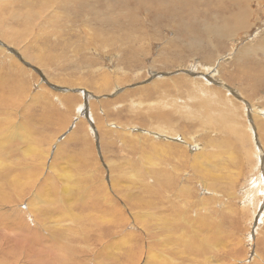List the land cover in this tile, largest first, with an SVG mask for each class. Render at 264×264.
I'll list each match as a JSON object with an SVG mask.
<instances>
[{
	"label": "rangeland",
	"instance_id": "374dc122",
	"mask_svg": "<svg viewBox=\"0 0 264 264\" xmlns=\"http://www.w3.org/2000/svg\"><path fill=\"white\" fill-rule=\"evenodd\" d=\"M252 1L250 20L221 42L204 27L224 0H0V98L12 94L0 107V200L12 199L0 205V243L32 232L50 244L128 218L102 262L129 264L130 245L145 241L135 264H198L178 241L180 225L195 234L174 217L181 201L173 214L159 199L171 181L166 197L183 188L212 219L193 240L238 239V264H252L264 237V51L240 55L264 36V4ZM129 19L124 32L110 27ZM154 137L181 146H150ZM155 213L180 225L158 231Z\"/></svg>",
	"mask_w": 264,
	"mask_h": 264
},
{
	"label": "bare ground",
	"instance_id": "6f19581e",
	"mask_svg": "<svg viewBox=\"0 0 264 264\" xmlns=\"http://www.w3.org/2000/svg\"><path fill=\"white\" fill-rule=\"evenodd\" d=\"M222 1L223 0H221V2ZM252 2H253L252 0H224V2H222L220 5H218L216 7V10L217 11L214 10L215 11V14H211L212 16H210V18H208L210 20L215 21V22H212V23H215V25H213V24H207L204 27V30H205L206 34L208 35V37H210V38H212L214 36L221 37L220 38V41L223 42L222 41V37H233L235 34H237L236 33V29L238 28V23L241 22V21H244V20H250L251 13H253V4H252ZM258 3L264 4V0H258ZM162 12H164V11H162ZM166 12H168V11L166 10ZM205 15H207V14H205ZM38 18H39V15H38ZM112 20H114V19H112ZM111 21H108L107 19H105V20L102 21V23L105 25V24H107V23H109ZM133 21L134 20H130V19L127 20V22L118 21L117 26H110V27L111 28H116V29L118 28L122 32L123 31V25L125 23H132ZM228 21H230L233 24L232 29H230V28H222V27L216 25L218 23H224V22H228ZM228 25H229V23H228ZM111 28H109V29H111ZM101 32L104 33L105 31H101ZM91 33H93V32H91ZM95 33H96V31L94 32V35L92 34V36L99 37L100 35L103 34L102 33V34H100V35L97 36V35H95ZM98 33H100V32H98ZM103 36L104 35H102V37ZM94 37H92V38H94ZM109 39H111V38L109 37ZM108 40H107V42L109 43ZM217 41H219V40H217ZM103 42L105 43V41H103ZM261 50L264 51V36L262 38H260L256 43L249 42L247 44V46L240 52V55L243 57L244 55H247L248 52L251 53V52H257V51H261ZM195 52H197V51H195ZM197 53H200V52H197ZM202 54H203V52H202ZM204 56H205V54H204ZM204 56H202V57L204 58ZM215 72H217V70H215ZM251 87L253 89V84L252 83H251ZM10 88H11V91L13 93H15V90L12 87H10ZM7 90H8V88H7ZM231 90H233V88H231ZM3 92H5V91L3 90ZM6 94H8L7 97H3V98L1 97L0 98V107H3L4 105H6V101L8 99L12 98V94H11L10 90H8ZM218 94H221V92L218 91ZM156 95L159 97L158 94H156ZM164 96H166V94H164ZM202 97H203V99L204 98L206 99L204 101L207 102L206 105L208 107H210L211 97L204 96V95H202ZM161 98H163V97H161ZM175 105L177 106L176 103L174 104V106ZM184 107L185 106H183V109H184ZM179 108H181V106ZM227 111H229L227 113V115H230L231 113L234 114V112H231L229 109ZM187 113H189V112H187ZM182 116H184V114ZM156 118L158 120H160L159 123L165 122L167 126L170 123V119L167 117L166 114L156 115ZM179 118L181 119L182 117L179 116ZM180 127L182 129H184V131L187 129L185 124H183ZM230 138H224L225 140L222 141V143L219 146H230V143L232 142ZM147 140L149 141V145L150 146H181V145L176 144V143H170V142L161 141V140L157 139L156 137H154V138H147ZM217 141H219V140H216V142ZM182 152H181V154L179 156H183L184 155ZM184 167L189 168V166H188L187 163L184 164ZM9 181H10V184H11L12 189L14 188L17 191V189H18L17 187L19 185L16 182H14V181H11V180H9ZM170 182L171 181H169V183L166 184V186H163V187H162L161 184L159 185V187H161V192H160V195H159V199L162 200V203H165V204L166 203H170L169 204L170 207L168 209L169 210L168 212H172V213L174 211H176V209L174 210L175 207L172 208V202H171V200L172 201H173V199L180 200L181 202H180L179 205H181V206H179L180 208L177 210L175 216L174 215L173 216L175 217V219L182 218L181 219L182 222L187 223V225L191 227V228H189L190 229V232L191 233H194L195 232V234L192 235V236H190V237H188L189 236L188 234H190V233H188L186 231L185 225H180V224H177V223L173 224L174 222L172 223L171 220H166L168 218V216L165 215L163 217H159V214L157 215L155 213L156 214L155 216L157 217V222H159V221L162 222V224H161L162 226L161 227L163 229H161L159 226L156 225V228H158V231L159 230L160 231L161 230L162 231H168L169 229L171 230V229L175 228V225H180L181 232H180V236H178V241L181 242V243H183V244H185V246H186V247L184 246L185 249H186V250L184 249L185 252H187L190 256H192L193 259H196L197 262H198V264H238V260L236 258L238 256V254L236 252H238V251H236V250H237V245L240 243V240H238V239H235L234 240V239H231L229 237L231 240H228L227 242L221 241V243H219V244H214L219 249H216L211 244H208L207 241L204 242L203 244H199V243H197V242H195L193 240V239H195L197 241L198 238H199V236L196 233V231H198V229L195 228V226L197 227V225H198V220H199V222H201V224L203 222L205 224H207V223L212 224L213 223L212 222V219L210 217H207L206 215H203L201 213L203 207L201 208L200 206H203L204 205V201H201L199 203V202H196L195 200H192V198H191L192 194H189V195L185 194V196L182 195V192H186L187 191V190H185L183 188H179L178 191H176V190L174 191L175 192V193H173V197L174 198H172L170 195L169 196L167 195V197H166L164 195L165 192H162V189L164 187H166V192H167L166 194H168V191L171 190V189H173L175 187V186L174 187L173 186H169L170 185ZM19 192H23V190H21ZM156 197L158 198L157 195L155 196V198ZM165 199L168 202L167 201L165 202ZM11 200L12 199L4 198V200L3 199L0 200V205L2 203H10ZM189 202H191V204ZM162 203L161 202L159 203L160 204L159 205L160 207L162 205H164ZM140 204H143L142 207L146 208V209H144L145 211L147 209H152L153 208V205H154V203H152V202L149 203L147 201L146 202H142V203H137V205H140ZM176 206H178V205H176ZM142 207H141V210L140 211H143ZM189 207L191 209L196 208V207L200 208L201 209L200 210V213L201 214L196 215V218H194L195 216L193 218L187 217V215L184 214V212H186L187 211V208H189ZM155 208H157V207H155ZM114 209H116V208H114ZM157 210H159V213L161 212V208H158ZM194 212H197V210H195ZM143 214L146 215V212L145 213H141V212H138L137 211V217L140 218L143 222L141 220L135 218L134 216H132V217L134 218V220H136V222L139 220L144 225V227H145L146 226L145 225V222H146V219L147 218L143 217ZM237 214H239V213H236V215ZM122 219H125V220H123V221H125L124 225H122L120 223H118V224L112 223L111 221H106V222H104L105 224L104 223L101 224V223H99V222L96 221L95 228H93L91 226V224L84 226V233L85 234L78 233L77 235L72 236L71 238H67L64 235L61 236V234H59V235H56L54 237V241L53 242H52V239L50 238L51 239V243L50 244H45V239H44V241H41L42 236H40V234L38 235V234H33L32 232H30L29 235H28V237L16 240V241H19L20 242V243H18V245H11V246H9L7 244L10 243V242H12V241H11V239H7L9 237L7 235H5V237H6V238H4L5 242L4 243H0V264H111V263H108V262H102L100 259L104 255L103 249L109 243H111L110 240L113 237H115L116 234L119 232L118 229H122V227H124L125 224L129 220L128 218H122ZM1 221L2 220L0 219V222ZM179 222H181V221H179ZM1 223H4V224H2L4 228H6V229L8 228L9 225L6 223V221L1 222ZM220 224H221V221H220ZM220 224H218V225H220ZM37 232L38 231H36V233ZM145 234H146V231H145ZM223 234H225V233H223ZM203 235H205V234H203ZM187 237H188V239H186ZM217 238H219V237H217ZM259 240L263 244V246L261 247V250L262 251H259L257 254L255 253L256 254V257L252 260L253 261L252 264H261V262L264 261V237L261 238V239H259ZM21 242H22V244H21ZM15 246H20V248L17 249V247L15 248ZM130 246H131V248L126 252V256L125 257L127 258V256H128L127 259H129L128 260V263L129 264H135L137 257L139 255H143V254L146 253V250L144 249L145 246H146L145 245V241L142 242V244H140L138 242H135V243H132ZM146 247L149 248L150 245H148ZM228 248L231 251L230 253L227 252V249ZM211 249H215V253H212V250ZM13 251H15V253ZM149 252H150V250H149ZM234 253H235V255H234ZM255 254H254V256H255ZM147 257L149 258L150 255L148 254ZM113 264H116V263H113ZM117 264H122V262H119Z\"/></svg>",
	"mask_w": 264,
	"mask_h": 264
}]
</instances>
